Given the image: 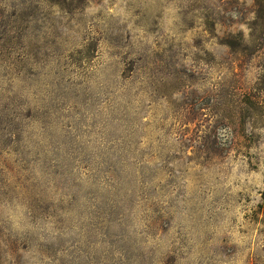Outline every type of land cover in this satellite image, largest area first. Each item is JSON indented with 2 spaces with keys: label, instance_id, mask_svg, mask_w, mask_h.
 Here are the masks:
<instances>
[{
  "label": "rangeland",
  "instance_id": "rangeland-1",
  "mask_svg": "<svg viewBox=\"0 0 264 264\" xmlns=\"http://www.w3.org/2000/svg\"><path fill=\"white\" fill-rule=\"evenodd\" d=\"M0 264H264V0H0Z\"/></svg>",
  "mask_w": 264,
  "mask_h": 264
},
{
  "label": "trees",
  "instance_id": "trees-1",
  "mask_svg": "<svg viewBox=\"0 0 264 264\" xmlns=\"http://www.w3.org/2000/svg\"><path fill=\"white\" fill-rule=\"evenodd\" d=\"M227 45H229L230 47H232L233 45H232V43H227Z\"/></svg>",
  "mask_w": 264,
  "mask_h": 264
}]
</instances>
